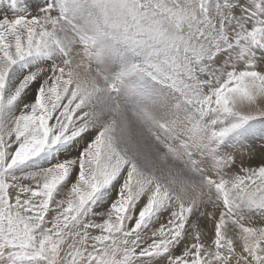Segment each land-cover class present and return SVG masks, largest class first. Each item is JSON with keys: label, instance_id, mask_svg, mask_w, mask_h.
I'll use <instances>...</instances> for the list:
<instances>
[{"label": "snow or ice", "instance_id": "6c2138e0", "mask_svg": "<svg viewBox=\"0 0 264 264\" xmlns=\"http://www.w3.org/2000/svg\"><path fill=\"white\" fill-rule=\"evenodd\" d=\"M91 49L200 133L152 136L179 175L87 110ZM0 264H264V0H0Z\"/></svg>", "mask_w": 264, "mask_h": 264}, {"label": "rangeland", "instance_id": "374dc122", "mask_svg": "<svg viewBox=\"0 0 264 264\" xmlns=\"http://www.w3.org/2000/svg\"><path fill=\"white\" fill-rule=\"evenodd\" d=\"M75 51L83 53V49L78 45ZM95 58L94 49H91L88 54L74 55L68 69L72 83L87 92V110L95 114L100 125L113 124L130 143H139V159L142 163H147L157 171L171 170L179 175L181 171L179 164L166 162L165 158L170 154L159 155L154 150L152 146L155 141L152 136L157 135L162 143L168 145L183 144L185 147L182 151L198 153L201 147L200 133L184 111L174 108L170 101L160 99L146 107L136 108L123 99L112 96L103 77L99 74L94 62ZM103 66L109 74L116 70L110 62ZM117 86H119L118 82ZM181 111L185 116L180 115Z\"/></svg>", "mask_w": 264, "mask_h": 264}, {"label": "bare ground", "instance_id": "6f19581e", "mask_svg": "<svg viewBox=\"0 0 264 264\" xmlns=\"http://www.w3.org/2000/svg\"><path fill=\"white\" fill-rule=\"evenodd\" d=\"M95 60V59H94ZM82 83V82H81ZM87 86H88V84H86ZM85 87V86H84ZM86 88V87H85ZM82 89V88H81ZM183 111H181V112H179L180 113V115H182V116H185V115H183V113H182ZM178 113V114H179ZM180 121V120H179Z\"/></svg>", "mask_w": 264, "mask_h": 264}]
</instances>
